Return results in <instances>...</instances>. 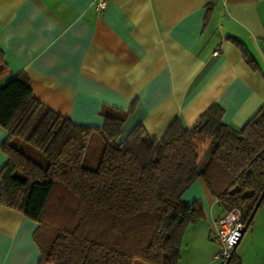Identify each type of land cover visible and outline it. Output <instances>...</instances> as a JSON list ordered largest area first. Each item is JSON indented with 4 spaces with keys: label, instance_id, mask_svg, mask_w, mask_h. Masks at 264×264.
Instances as JSON below:
<instances>
[{
    "label": "crops",
    "instance_id": "crops-1",
    "mask_svg": "<svg viewBox=\"0 0 264 264\" xmlns=\"http://www.w3.org/2000/svg\"><path fill=\"white\" fill-rule=\"evenodd\" d=\"M0 50V86L28 77L34 96L75 124L101 127L103 110L133 109L123 134L142 124L161 140L213 105L235 129L264 108V0H108L103 13L96 0H0ZM8 137L0 124V172ZM182 198L201 201L204 218L186 227L178 264H221L220 202L202 178ZM43 240L38 221L2 203L0 178V264H40ZM235 254L264 264V204Z\"/></svg>",
    "mask_w": 264,
    "mask_h": 264
},
{
    "label": "trees",
    "instance_id": "trees-1",
    "mask_svg": "<svg viewBox=\"0 0 264 264\" xmlns=\"http://www.w3.org/2000/svg\"><path fill=\"white\" fill-rule=\"evenodd\" d=\"M132 111L103 110L104 126L80 125L39 101L24 75L0 86L9 132L1 201L39 222L40 264H178L186 227L204 218L201 201L182 198L199 178L247 223L264 193V108L235 129L213 105L190 128L176 120L161 140L142 124L124 136ZM228 264L244 263L235 254Z\"/></svg>",
    "mask_w": 264,
    "mask_h": 264
},
{
    "label": "built area",
    "instance_id": "built-area-1",
    "mask_svg": "<svg viewBox=\"0 0 264 264\" xmlns=\"http://www.w3.org/2000/svg\"><path fill=\"white\" fill-rule=\"evenodd\" d=\"M96 7L100 13H103L108 7V0H96ZM216 223L215 241L218 251L215 258L222 260L224 264L229 258L235 256L234 247L240 235V229L245 226L244 211L241 208H234L222 215Z\"/></svg>",
    "mask_w": 264,
    "mask_h": 264
},
{
    "label": "water",
    "instance_id": "water-1",
    "mask_svg": "<svg viewBox=\"0 0 264 264\" xmlns=\"http://www.w3.org/2000/svg\"><path fill=\"white\" fill-rule=\"evenodd\" d=\"M263 198H264V193H263V195L261 196L260 200L258 201L256 207L254 208V210H253V212H252L250 218L248 219L247 223L245 224V226H244L242 229H240V235H239L238 240H237V242H236V244H235L233 254L235 253V250H236V248L238 247L239 243L241 242L243 236H244L245 233L247 232V230H248V228H249V226H250L251 221L254 219V217H255V215H256V213H257V211H258V209H259V207H260V205H261V203H262ZM230 260H231V259L229 258V259L226 261V264H228V263L230 262Z\"/></svg>",
    "mask_w": 264,
    "mask_h": 264
},
{
    "label": "rangeland",
    "instance_id": "rangeland-1",
    "mask_svg": "<svg viewBox=\"0 0 264 264\" xmlns=\"http://www.w3.org/2000/svg\"><path fill=\"white\" fill-rule=\"evenodd\" d=\"M127 131H128V127L125 128V131H124L125 133L123 134L124 136L126 135ZM210 150H211L210 147H209V148H206L205 152H206V153H207V152L209 153ZM205 152H204V155H205ZM37 153H38V152H37ZM38 154L40 155V153H38ZM40 156H41V155H40ZM204 157H205V156L202 157L200 164H202V161H203ZM67 202H68V201H67ZM68 205H71L70 202H68ZM221 264H223V261H221Z\"/></svg>",
    "mask_w": 264,
    "mask_h": 264
}]
</instances>
